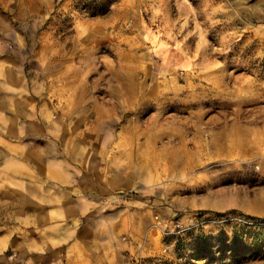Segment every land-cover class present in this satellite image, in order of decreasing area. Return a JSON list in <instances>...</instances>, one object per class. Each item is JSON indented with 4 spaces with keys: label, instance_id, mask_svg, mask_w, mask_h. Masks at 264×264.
Here are the masks:
<instances>
[{
    "label": "rangeland",
    "instance_id": "374dc122",
    "mask_svg": "<svg viewBox=\"0 0 264 264\" xmlns=\"http://www.w3.org/2000/svg\"><path fill=\"white\" fill-rule=\"evenodd\" d=\"M0 264H264V0H0Z\"/></svg>",
    "mask_w": 264,
    "mask_h": 264
}]
</instances>
